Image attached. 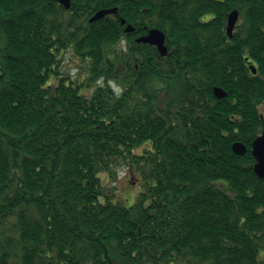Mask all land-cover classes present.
Segmentation results:
<instances>
[{
  "label": "trees",
  "instance_id": "1",
  "mask_svg": "<svg viewBox=\"0 0 264 264\" xmlns=\"http://www.w3.org/2000/svg\"><path fill=\"white\" fill-rule=\"evenodd\" d=\"M263 123L264 0H0V264H114L108 239L130 264H264ZM140 161L153 184L113 202L99 173Z\"/></svg>",
  "mask_w": 264,
  "mask_h": 264
},
{
  "label": "rangeland",
  "instance_id": "2",
  "mask_svg": "<svg viewBox=\"0 0 264 264\" xmlns=\"http://www.w3.org/2000/svg\"><path fill=\"white\" fill-rule=\"evenodd\" d=\"M90 64L87 59L76 55L72 50L68 49L60 56L59 70L63 76L71 81L82 84L81 91L88 95L91 90L85 84L89 74ZM51 83H55L54 78L50 79ZM116 89L115 84L111 83ZM151 150L150 142H145L135 151L138 155H147V151ZM149 170V166L143 161L138 164H127L115 168L116 177L111 179L107 173H99L101 184L106 188V192H112L113 202H118L124 207H131L139 192L143 191L144 187L153 184V180L144 178ZM103 199V198H102ZM107 253L114 264H130L125 260L121 252L113 240H106Z\"/></svg>",
  "mask_w": 264,
  "mask_h": 264
},
{
  "label": "water",
  "instance_id": "3",
  "mask_svg": "<svg viewBox=\"0 0 264 264\" xmlns=\"http://www.w3.org/2000/svg\"><path fill=\"white\" fill-rule=\"evenodd\" d=\"M59 4L63 5L65 9H69L70 0H57ZM116 9H106L99 10L96 12L89 20L90 23L103 19L106 15L115 14ZM239 18L237 11H232L227 18L226 33L229 38L232 37V33ZM121 24H125V21L122 20ZM125 33H131L134 31V28L130 25H127L125 28ZM136 43L148 44L157 49L160 56L165 57L168 54V49L165 45V35L159 29H151L147 32L146 35L141 36L136 39ZM252 72L255 73L254 68L251 66ZM214 95L221 99L226 96L225 92L220 88H214ZM232 150L235 154L243 156L246 152V147L236 142L232 145ZM251 154L255 159L254 173L261 179H264V123L262 128V133L252 142Z\"/></svg>",
  "mask_w": 264,
  "mask_h": 264
}]
</instances>
